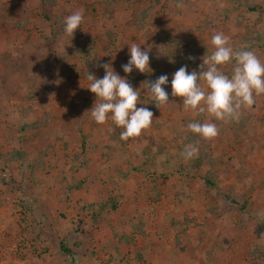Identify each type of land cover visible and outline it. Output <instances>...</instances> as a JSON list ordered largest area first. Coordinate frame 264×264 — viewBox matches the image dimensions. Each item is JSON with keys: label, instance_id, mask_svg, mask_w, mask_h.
Wrapping results in <instances>:
<instances>
[{"label": "crops", "instance_id": "0c3cea01", "mask_svg": "<svg viewBox=\"0 0 264 264\" xmlns=\"http://www.w3.org/2000/svg\"><path fill=\"white\" fill-rule=\"evenodd\" d=\"M209 1L212 5L209 13L214 16H219V13L221 16L226 15L229 7L235 4L233 2H237L241 10L254 12L252 14L264 11L262 8L248 10L252 3L259 9L263 0ZM73 3V0H0V264H199L202 256L199 253L202 250L192 252L189 248H183L184 253L177 250L176 241L178 243L184 239L182 241L185 243L190 237L185 234L186 230L184 234H178L185 226H180L177 230V221L184 225V221L193 220L188 229L193 234L192 243H200L199 240L203 238L204 235L198 230L200 226L196 224L205 219L211 226L203 223V229L208 230L212 226L214 229L212 239L207 235L209 242H220V248L223 244L229 247V243L232 244L236 238L240 239L239 243H258V238H264L258 229L264 225V154L260 155L263 149L259 155L254 154L253 158L251 154L244 153V148L233 159L213 154L209 163H198L200 157L185 160L180 155L183 150L180 147L183 145L181 128L174 129V133L178 131V144L175 145L180 151L177 152L175 148L172 152L160 150L163 140L159 139V144L154 137H157L155 135L160 130H164L163 124H167L165 130H169L172 124L166 119L172 113L163 112L158 115L154 111L153 121H156H152L151 127L143 130L140 138L125 141L120 139V128L111 120V114L104 124H97L89 109L66 107L67 95L75 92L70 87L78 81L87 80L80 78L81 76L95 74L96 63L103 65L108 62L112 66L121 67L128 61L119 63L116 56L108 61L97 54L96 63V58L87 62L88 72L85 75L79 73L85 65L82 57L80 58L81 51H85L86 47L95 51L96 47L91 48V45L76 41L75 37L78 35H73V38L65 35L64 19L77 11L71 9H78L71 7ZM234 15L237 13L234 12ZM236 20H233V27L228 26V23L227 26H218L215 31L224 33L227 29V32L242 33L247 21L242 23L238 15ZM6 23L8 24L5 25ZM31 25L38 28L32 35L26 32ZM148 27L151 28L149 25ZM119 28L127 34L134 31L132 23ZM194 28L176 26L168 30L175 31L180 39H186L185 42L190 44L185 50L180 48L187 55L195 48L190 42L193 39L190 33L195 32ZM77 29L88 32V28L83 25ZM151 29L157 31L159 28ZM205 41H209L205 43V47L213 49L210 40L207 38ZM228 41L235 48L240 40L237 42L233 34L229 35ZM125 51L129 52V48ZM27 56L33 62L23 68L22 62ZM104 75V72L99 71L96 77L103 78ZM133 76V71L123 74L127 81H131ZM21 96L26 98L21 102L22 105L33 108H6L7 105L13 106L11 103H20ZM5 98H10V101H5ZM54 100H61L65 107L35 108L40 103L53 104ZM191 111L173 108V125L181 124L182 115L197 114ZM156 122L160 125L154 127ZM214 139L206 141L211 146V151L223 152L221 144L211 143ZM254 142L255 147H261L260 141ZM232 143L234 142L230 145ZM238 144L240 142L237 146ZM153 160L156 163L158 161L159 166L155 174L134 169L135 163H152L150 167L154 168L156 164ZM253 160L261 166L253 168L250 164ZM228 161L232 162L230 166L225 165ZM120 162L127 163V181L122 182L124 170H121ZM167 162L176 165L171 173H166L162 168V164ZM79 177L96 178L100 181L97 180L93 187L86 189L82 180H79L80 183L76 182ZM167 177L171 186L166 188L168 183L160 181L157 193H150L149 187L145 191L143 189L141 195H149L148 199H142L143 202L139 201L141 199L135 201L134 198L113 204L110 202L114 195L128 196L134 190L137 191L138 186L146 187L149 183L153 184V179L159 181ZM71 179H74L71 182L73 184L67 187ZM139 179L144 181L143 184L137 183ZM105 188H110L109 192ZM169 191V196H166ZM90 194L97 195V198L92 208L95 214L88 215L90 210L87 212L84 205L89 203L86 196ZM242 196L249 200L252 209V215L251 211L248 213L250 218H246V214H240L235 208L240 205L244 210L243 204L235 200ZM102 199L107 204L104 210L100 208ZM199 204L200 208H196ZM137 207L145 209L154 217V221L148 220L150 215L147 213L140 214L138 219L129 220L126 212L133 213ZM195 208L197 211L187 217L186 211ZM15 210L27 211L29 220L24 223V218H18ZM208 211L212 213V218L206 214ZM144 215L143 220L140 217ZM201 218L205 219L198 221ZM194 220L197 223H193ZM237 220L241 223L235 224ZM234 225L238 227L240 237L231 240L234 234L230 227ZM114 227H120L122 231L117 232ZM245 227L251 228L249 231L252 230L253 233L247 235L248 229ZM167 231L170 234L166 235ZM18 243H22L23 248H15ZM34 243L44 245L48 248L47 251L36 253ZM60 243L70 252L63 251ZM243 247L232 252L234 258L239 260L240 256L248 258V255H255V252L247 254V245ZM230 249L224 255L231 254Z\"/></svg>", "mask_w": 264, "mask_h": 264}, {"label": "rangeland", "instance_id": "374dc122", "mask_svg": "<svg viewBox=\"0 0 264 264\" xmlns=\"http://www.w3.org/2000/svg\"><path fill=\"white\" fill-rule=\"evenodd\" d=\"M73 1L74 3L71 4V7L78 8V9H71V10L73 11V10L83 9L84 20L80 26L83 25L84 27L88 28V32L85 30L84 32H82L83 31L82 29H81L82 31L80 29H76L73 35H78V36L77 38L75 37V40L78 42H84L87 46L91 45V48H94V46L96 47L95 51L89 49L88 47L85 48V51L83 50L81 51L80 58L82 57L83 59L82 61L85 62V65H83L79 73H83L85 75L88 72V70H86V67H87L86 64H88L87 62L89 60H92L94 58H96L95 59V63H96L97 54L102 57H105L104 60L107 59L108 61H112V58L116 56L119 58V63H120V61L126 62V60L130 59V53L126 52L125 50L129 48V46L127 45H130L131 43L140 44L142 50L150 49L149 69H146V72L142 73L139 70H136L134 68L133 69V73H134L133 79L128 82L133 86V88L138 89L141 93L140 103L137 104V107H147L153 113L154 111H156V114L158 115H161L163 112H167V114H171V113L173 114V108H181V110L185 111L182 98L173 97L171 95L172 74L175 71H177L181 66H185V65H187L188 72H191L193 70H196L197 72H199L200 71L199 65L202 64L203 62L201 57H203L204 55H209L214 50L211 48L210 50L209 47H205V43L209 42L205 40H207V38L208 40H210L213 33L218 32V31H215V28H217L218 26L220 28L221 25L227 26V24L229 23L228 26L233 27L232 25L233 20H236L237 15L239 17V20L242 21V23L243 21H247V25H245L246 29L242 31V33H239V34H235V32H230V31L227 32V29L224 33L222 31L220 32H222L228 38H229V35L232 36L234 34L235 40L237 42L238 40H240L238 43L234 41V43H236L235 48L232 46L234 50H241V49L251 50L259 57V59L262 62H264V11L263 10L255 14H252L254 12H246L244 10H241V8L237 6L239 4L237 2H233L235 3L234 4L235 6L233 5L229 7V10H227V13L225 12L226 15L223 14V16H221V13L216 11L219 13V16H214L209 13V10L212 6L209 0H73ZM178 4H183V7H178L177 6ZM252 5H255V4L254 3L249 4V6H252ZM232 9H233L232 11L233 14L235 12L237 13V15L233 16L231 12ZM1 10L2 9H0V12ZM176 12L178 13L182 12V13L181 15H179ZM7 20L9 19L7 18ZM130 23L134 25V31L130 34L125 33L123 29L119 28V26L121 25L123 26L130 25ZM7 24L8 23H6L5 25ZM148 25L151 26V28L156 27V28H159V29L162 28V29L161 31L159 29H157L156 31L155 29L149 28ZM112 26H114V29ZM176 26H179V27L194 26L195 27L194 28L196 29L194 30L195 32L190 33L191 38H193L191 39L190 42L192 44V47H195L193 51L194 53L191 52L189 55H187V53L184 52L183 50H185L184 49L185 47L190 46V44L185 42L186 39H180V37L177 36V34H175V31L173 32L168 31L170 27L174 28ZM37 29L38 28L36 25H31L28 27L27 29L28 31L26 30V32L32 35ZM70 38H73V36ZM228 42L230 45V41ZM80 47L83 48V45H80ZM180 48H182L183 50H181ZM189 57H192L193 59H189ZM31 62H33V59L31 60L30 56L25 57L22 62L23 68H26V65L28 63L30 64ZM99 62L101 61L99 60ZM233 64H234V61L226 65H222L220 66V68L225 74L230 76ZM95 67H96V71L94 74L95 76L99 74V71L100 73L104 72L105 74V69L101 67V65L96 63ZM111 67L116 73H118L121 77H123L124 71H123L122 66L120 67V65H118L116 67V66L111 65ZM160 75L168 76L169 83L162 87H164L165 90L169 93V102L165 105H162L160 108H157L156 105L154 104V101L150 97V93L147 91V82L154 81ZM80 78H87V77L81 76ZM90 83L91 81L87 79L85 82L78 81L75 85L70 87L71 91L72 89H75V92L67 95L66 97V100L68 102V105L66 104V107L68 106L67 108H87L90 110L93 107L96 101V95L95 93H92L87 88ZM201 84H203L202 81H201ZM77 87L79 88L78 91H77ZM26 92H29V91H25V93ZM49 92L51 91L49 90ZM24 99L26 98L25 97L23 98V96H21L20 103L18 104L11 103L13 104V106L7 105L6 108H33L32 106L25 107L24 105H22L21 102H23ZM5 101L7 102L10 101V98H5ZM12 101H16V100H12ZM96 102H99V100L97 99ZM62 107H65V105L62 106L61 100L59 101L54 100L53 104L48 103V104L42 105L40 103L35 106V108H62ZM172 114L166 119V121L168 122L170 121L172 124L170 128L168 126L169 130H165V126H167V124H163L164 130H160L159 133L155 135L157 137H154L156 138L158 143L160 142V140H163V145L159 143L161 151L162 149H164L165 152H169V150L170 152H172V150L175 148L178 152L179 147L175 144H178L177 141H178L179 135H178V131L174 133V129L181 128V132H182L181 138L183 141V145H181L180 147L182 149L187 144H194L195 146H197L199 151H198V155L195 156V159H198L200 157V161L198 163L202 161H204V163L206 162L209 163L208 160L213 158V157L211 158L213 154H216L214 156H218V157L221 156L223 158L228 157L230 159H233L235 155L240 154L244 148H245L244 153L251 154L252 155L251 158L254 157V154L259 155L260 154L259 152L262 149L263 150L260 155L264 154V94L256 96L255 103L251 107L241 108L240 116L238 120L229 119L226 121H218V120H215L214 117H211L206 113L205 114H192L191 113L189 115L187 114L182 115L180 125L178 123L177 125H173L174 117ZM193 120H196L199 122H204L208 120V121H211L217 124V127L219 129V134L215 137L213 141H211V143L213 145L221 144L223 152L217 149H216L217 150L216 152L211 151L210 149L211 146L207 144L208 140L200 137L198 134H194L191 131L187 130V124L189 122H192ZM154 121H156V119ZM159 125H160L159 122L158 123L156 122L154 127H157ZM122 131H123V128L118 129L119 135ZM162 132L164 134H162ZM137 138H140V136L136 138H129L128 140L130 139L136 140ZM250 139H253V140L251 141ZM256 140L261 142L260 148L255 147L256 142L254 141ZM242 141H245V143H242ZM231 142H234V143L230 145ZM239 142L240 144H238L237 146V143ZM166 144H169V145H166ZM244 144H247V146L244 147ZM127 149L132 150V148H127ZM155 149L157 150V148ZM254 150H257V152H254ZM128 161L129 160H127V162ZM153 163L156 164V167L154 168L150 167L152 163H150V165H146V163H143V164L135 163L136 166L134 167V169L136 171L155 174L159 170L158 169L159 166L157 165L158 161L157 163L156 161H154ZM230 164H232V162L230 163L228 161L225 163V165L227 166L228 165L230 166ZM250 164L255 169L258 166H261V165H258V163H256L255 160H253V162ZM126 165H127L126 162H120L119 164V166L122 167L121 170H124V174H122L123 176L122 182L125 180L127 181L129 177V175L126 177L127 175L126 169H128L127 167H125ZM173 166L176 167V165L170 162H167L166 164L165 163L162 164V168L165 169L164 171L166 173H171L173 171ZM262 173L264 174L263 170H262ZM80 177L77 178L76 182L80 183L79 180H82L83 185H86L85 186L86 189L93 187L94 186L93 184L98 180L96 178H89V177L81 179ZM73 181L74 179H71L70 182L67 183V187L73 184L71 183ZM160 181H165L166 183L168 181V177L165 179H159V181L156 179H153L152 180L153 184L149 183L146 187H143L141 185V183L144 181H141V179H139L137 183L143 187L142 188L141 186H138V188L141 191L139 189L137 191L134 190L132 193L128 194V196L124 195L123 197L121 196L117 197L116 195H114L113 197H111L114 199L113 200L110 199V202L111 204H113V203H118V201L121 202L123 199H131V198H134V200L141 199L139 201L143 202L142 199L143 198L145 199V197L146 199H148L149 195L143 197L141 195L142 190L144 189L145 191L147 190V187H149L150 193H157V189L159 188L158 184ZM167 183L168 185L165 186L166 188L171 186L170 185L171 183L169 182ZM105 189L106 191L110 190V188H105ZM71 190L72 188L70 186V191ZM65 191L69 192V190H65ZM169 193L170 191L168 192L166 196H169ZM232 196H235V195H232ZM95 198H97V195L90 194L86 196V199L89 203H86L84 206L87 212L90 210L88 215L90 213L95 214V211L92 210V208H94L93 202H95L94 201ZM150 198H153V197H151L150 195ZM237 198L238 199L235 198V200H238L237 202H240V204H243L244 210L240 205L235 206V208L240 214L244 216L246 214L245 217L250 218L248 216V213H250L252 209H250L251 206L249 205V200H245L244 196H242L241 198L239 197ZM251 201L252 203H254L253 202L254 200H251ZM105 203L106 201L102 199L101 204H100L101 205L100 208L102 210H104L105 206H107V204ZM200 206L201 205L199 204L196 208H200ZM108 207L110 206L108 205ZM137 208H136V211H134L133 213L126 212V215L127 217H129V220H132L133 218L138 219L140 214L143 215L144 213H147L145 209L140 210L138 208L139 210H137ZM196 208L193 210L191 209V210L186 211L187 217L192 212L195 213L197 211ZM134 213H136V215ZM206 214L209 215V216L207 215L208 217L212 218V213H210V211L206 212ZM16 215L18 218H24V223H26L30 218L29 213L24 210H20V211L17 210ZM132 215L134 217H132ZM149 215L150 216L147 217L148 220L154 221V217H151V214ZM251 215H252V211H251ZM145 216L146 215L140 218H143L144 220ZM198 217H201V215H199ZM204 219L205 218H201V219H198V221H202ZM188 221H189V218H188ZM192 221L193 220H191L190 222L184 221L185 222L184 225L181 224L179 221L175 222L176 225L178 226L177 230H179L180 226H185L184 228L183 227L181 228L178 234H184V230H186L185 234L190 235V237L188 236L189 238L187 242L185 241L184 243V241H182L184 239H181L180 242L178 241V243L176 241L175 246L177 247L178 251H182L183 253L185 252L184 249H187V248H189L190 251L192 252L202 250L199 253V254L202 253L201 261L199 260L200 262L199 264H264V238L263 239L258 238L259 240L258 243H253V242L247 243L248 241L239 243L238 241H240V239L238 240L236 238L232 242V244L231 242L229 243V247L223 244V247L220 248V246L218 245L220 242L218 243L217 242L214 243L215 241L209 242V238L212 239L213 237L212 230L214 229H213V226L212 228L209 227L208 230L203 229L205 228L203 227V223L211 226V224L207 223L205 219L204 221L199 222V223H197V220H194L193 223H197L196 225L200 226L199 228L201 229L198 228V230H200V233L204 236L201 240H199L200 243H192L194 242L193 234H190V232L188 231ZM239 223H241V221L239 220L235 222V224H239ZM139 227L142 230L141 224L139 225ZM236 227L237 226L235 225L230 227L231 233L234 234L231 240H233L234 237H240L238 227L237 228ZM114 228H116L115 230L117 232L122 231L120 227H114ZM241 229H240V232H241ZM245 229H248V232L246 231L247 235L253 233L252 230L249 231V229L251 228L245 227ZM258 229L261 230L259 231L260 232L259 234H262L264 237V225L259 226ZM168 234H170L169 231L166 232V235ZM208 234L210 236L209 238L207 236ZM202 235H200V237ZM128 236L129 238L131 237V232L128 234ZM220 237L221 236H219V238ZM207 238L208 240L206 241ZM18 244L19 245H15L16 246L15 248L17 249L21 247L23 248L22 243H18ZM245 245H247L249 248V251H247V254L249 253L253 254L255 252V255H252V257L251 255H248V258L240 256L239 260L237 257L234 258L232 255V252H235V250L239 251V248L243 249L244 248L243 246ZM33 248H34V251L39 254L44 253L48 249L44 245H41L38 243L36 244L34 243ZM229 248H231L230 249L231 254H229L228 256L224 255ZM198 257L199 256L197 255L196 258ZM140 261H141V258H140Z\"/></svg>", "mask_w": 264, "mask_h": 264}, {"label": "clouds", "instance_id": "9594fccd", "mask_svg": "<svg viewBox=\"0 0 264 264\" xmlns=\"http://www.w3.org/2000/svg\"><path fill=\"white\" fill-rule=\"evenodd\" d=\"M177 6L183 7V4ZM83 20V9L65 17V35L72 37ZM210 44L214 50L201 57L203 62L199 65V72H188L185 65L172 74L171 95L182 98L185 110L197 114L206 113L218 121L238 120L241 108L251 107L255 97L264 94V62L251 50H234L222 32H214ZM149 51L142 50L140 44L131 43L130 59L122 65L123 71L131 73L135 68L142 73L146 72L149 69ZM232 61L234 64L229 76L220 66ZM101 67L105 69L103 78H97L92 73L87 76L91 81L87 88L95 93L96 101L99 100L90 109L91 117L97 124H104L111 114L114 124L123 128L120 139L127 141L139 137L143 130L151 127L153 112L147 107H137L140 91L116 73L109 63ZM168 83L167 75H160L154 81L147 82V91L157 108L169 102V93L162 87ZM187 130L206 140L219 134L217 124L211 121L193 120L187 124ZM198 151L194 144H187L180 155L190 160L198 155Z\"/></svg>", "mask_w": 264, "mask_h": 264}, {"label": "trees", "instance_id": "16d2710c", "mask_svg": "<svg viewBox=\"0 0 264 264\" xmlns=\"http://www.w3.org/2000/svg\"><path fill=\"white\" fill-rule=\"evenodd\" d=\"M263 2H264V1H261V3H263ZM263 6H264V3H263V5H262V4H259V6H258L259 9H256L255 5H253V6H249L248 10H250V11L261 10V8L264 9ZM60 247H61V249H62L63 251H65V252H67V253L70 252V250L66 249V248L62 245V243H60ZM72 262H74V259H72Z\"/></svg>", "mask_w": 264, "mask_h": 264}]
</instances>
